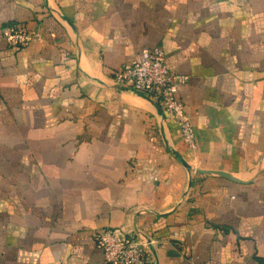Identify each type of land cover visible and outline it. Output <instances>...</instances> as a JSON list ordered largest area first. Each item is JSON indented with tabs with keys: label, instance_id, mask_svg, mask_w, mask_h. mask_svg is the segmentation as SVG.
<instances>
[{
	"label": "crops",
	"instance_id": "crops-1",
	"mask_svg": "<svg viewBox=\"0 0 264 264\" xmlns=\"http://www.w3.org/2000/svg\"><path fill=\"white\" fill-rule=\"evenodd\" d=\"M154 47L196 150L113 78ZM103 229L146 264H264V0H0V264H108Z\"/></svg>",
	"mask_w": 264,
	"mask_h": 264
},
{
	"label": "built area",
	"instance_id": "built-area-1",
	"mask_svg": "<svg viewBox=\"0 0 264 264\" xmlns=\"http://www.w3.org/2000/svg\"><path fill=\"white\" fill-rule=\"evenodd\" d=\"M3 37L11 46L24 47L34 34L25 26L10 24L4 27ZM113 78L117 83L150 97L171 114L182 141L190 150L197 149L194 123L178 96L181 80L171 72L161 48H145L129 66L115 71ZM96 243L108 264H146L151 260L148 242L134 236L120 239L111 229H103L96 235Z\"/></svg>",
	"mask_w": 264,
	"mask_h": 264
}]
</instances>
